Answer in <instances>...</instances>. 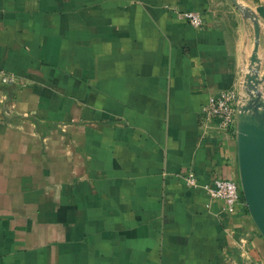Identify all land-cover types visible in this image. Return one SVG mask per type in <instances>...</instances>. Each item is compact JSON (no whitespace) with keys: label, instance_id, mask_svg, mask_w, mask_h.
Returning a JSON list of instances; mask_svg holds the SVG:
<instances>
[{"label":"crops","instance_id":"0c3cea01","mask_svg":"<svg viewBox=\"0 0 264 264\" xmlns=\"http://www.w3.org/2000/svg\"><path fill=\"white\" fill-rule=\"evenodd\" d=\"M254 73L264 0H0V264H264L246 206L182 177L238 182L199 116Z\"/></svg>","mask_w":264,"mask_h":264},{"label":"built area","instance_id":"2783aa9c","mask_svg":"<svg viewBox=\"0 0 264 264\" xmlns=\"http://www.w3.org/2000/svg\"><path fill=\"white\" fill-rule=\"evenodd\" d=\"M178 16L193 27L202 26V18L196 12H183ZM15 77L3 74L0 81L3 84L15 82ZM244 84V83H243ZM241 91L239 88L222 90L209 96L208 102L201 107L199 129L202 137H213L217 133L220 140L236 137L238 115L241 109ZM186 187L190 189L203 188L207 195L214 200L223 202V211L233 214L236 206L245 205L239 182L228 178H213L207 184H200L193 172L188 171L183 176Z\"/></svg>","mask_w":264,"mask_h":264},{"label":"water","instance_id":"95a60500","mask_svg":"<svg viewBox=\"0 0 264 264\" xmlns=\"http://www.w3.org/2000/svg\"><path fill=\"white\" fill-rule=\"evenodd\" d=\"M240 109L236 144L238 182L247 208L259 233L264 238V119Z\"/></svg>","mask_w":264,"mask_h":264},{"label":"rangeland","instance_id":"374dc122","mask_svg":"<svg viewBox=\"0 0 264 264\" xmlns=\"http://www.w3.org/2000/svg\"><path fill=\"white\" fill-rule=\"evenodd\" d=\"M251 78V86L249 85L250 83L245 85L244 95L241 94V107H247V114H254L255 111H257L256 114L260 115L264 119V85H262V87L258 85L264 81V74L259 77L258 73L257 75L254 73V76H251ZM245 81L243 78V83H246Z\"/></svg>","mask_w":264,"mask_h":264}]
</instances>
